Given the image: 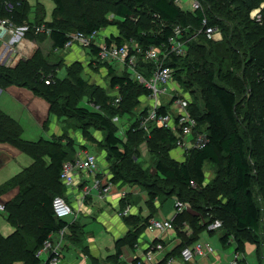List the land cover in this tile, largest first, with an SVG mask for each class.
Masks as SVG:
<instances>
[{
	"label": "trees",
	"instance_id": "1",
	"mask_svg": "<svg viewBox=\"0 0 264 264\" xmlns=\"http://www.w3.org/2000/svg\"><path fill=\"white\" fill-rule=\"evenodd\" d=\"M16 1L20 4L15 6L12 13H0V16L13 15L14 21L18 24L45 22L51 29L53 48L65 46L69 34L72 33L67 25L59 24L58 17L54 20H45V10L40 1L34 6L35 21H31L26 11L29 0ZM53 1L56 4L53 14L57 16V12L64 13L66 0ZM237 1L239 0H235L236 4L231 11L235 14L238 25L244 29L243 36L239 33L235 41L228 38L218 43L209 40L200 32L198 38L203 39L207 44V53L200 51L202 48L196 47L194 40L191 39L187 42L185 56L171 55L166 60V65L174 71V81L191 95L189 109L198 120V127L206 130L209 138L203 148L186 150L183 161L171 156V151L178 147L177 137L172 130L150 125V134H148L140 126L141 118L146 114L147 109L143 108L140 111L138 118L131 122L123 137L118 134V127L112 117L133 113L141 104L140 98L148 96L150 90L127 73L117 74L111 62H104L103 65L108 64L112 86H118L122 92L119 106L113 105L116 97L106 93L101 100L96 101V105L94 104L98 110H94L91 106H80L79 102H75V98H78L80 93L72 87L69 89L72 94L69 97H74L68 98L63 106L64 109L60 112L76 119L93 120L95 124L92 127L105 131L106 136L101 145L107 152L106 160L109 163L113 182L141 185L148 191V205L151 208L155 207L156 199L163 202L167 197L176 195V199L190 204L194 212H189L187 208L179 212L172 220L173 225L179 227L181 222L187 219L201 230L208 228L216 220H222L223 225L220 227L223 231L222 240L227 243L230 238L236 239L237 251H240L244 240H251L258 245L260 240L264 239V206L261 202L264 198V120H262L264 119L262 118L264 116V53L257 49L260 41L264 44L262 41L264 40V8L261 22L250 17L252 9L260 7L264 0H257L254 5L247 2L244 9L239 3L237 4ZM106 2L107 0L103 1V7L95 15L81 13L77 16L75 22L78 26L73 32L91 34L115 25L119 35L107 36L105 38L107 43L126 45L136 41L143 48L149 46L165 48L176 26L185 28L188 38L193 32L204 28V19H207L206 26L222 27L216 14L210 16V13L205 11V0H202L203 8L197 10L184 9L176 4L175 0H114L115 5ZM214 2L221 5V0ZM136 12L144 15L143 20L137 23L134 22ZM108 13L113 14V20L107 18ZM87 48L94 56L99 52L95 44ZM229 52L235 55L233 63L229 62ZM45 60H49V57ZM34 61V58L21 61L15 67L0 64V86L27 87L36 95L47 99L51 105V113H56L55 103L60 97L52 87L56 79L48 84L45 76L53 74L56 78L59 68L43 73V69L46 68L42 63L44 60L37 62V69H40L38 71L45 76L42 83L35 79L31 84L25 74L27 67ZM225 61H227L226 68ZM212 64L214 68H211ZM152 67L153 62L144 57L140 58L139 69L145 71L147 76L151 75ZM196 71L201 74H195ZM78 81L80 91L93 89L81 78ZM252 104L253 107L258 108L257 116L260 119L257 123L251 118ZM161 111L164 113L166 109L161 108ZM22 132L20 123L0 110V142L12 143L28 151L35 159L31 168L0 186V197L13 187H20L19 193L5 203L9 221L19 228L16 234L9 238L5 239L0 235V264H12L18 259L25 260L26 264H40V258L36 255L39 248L50 234L68 225L65 219L57 218L53 211V198L59 194L51 185L53 180L49 175L50 169L44 170L43 158L48 155L52 159L54 175L51 177L60 181L63 163L75 157V155L71 156L67 149L73 147L74 139L68 134H62L55 140L41 139L37 143H32L22 139ZM83 132L87 139L98 141L88 130ZM152 134L155 138L153 146L159 150L155 174H150L149 169H144L136 159L139 145ZM72 149L75 150L74 147ZM110 160L113 162L110 163ZM207 161L216 170L211 181H207L205 172ZM192 181L195 185H192ZM126 198L127 196L123 200L124 208L127 205ZM130 217L134 218L133 215ZM152 217L148 216L144 219V224L140 228L149 227ZM138 229L119 241L118 257L122 253V245L129 244L132 247L135 245ZM25 231L31 234H24ZM33 235L35 237L31 242ZM185 246L188 245H183L182 248ZM239 264L246 263L240 261Z\"/></svg>",
	"mask_w": 264,
	"mask_h": 264
},
{
	"label": "crops",
	"instance_id": "2",
	"mask_svg": "<svg viewBox=\"0 0 264 264\" xmlns=\"http://www.w3.org/2000/svg\"><path fill=\"white\" fill-rule=\"evenodd\" d=\"M261 6L264 8V3H262ZM182 8L190 9L187 5H184ZM31 15H34V13H31ZM29 19L35 21V17L31 18L29 16ZM45 20L47 19L45 18ZM108 32L110 33L109 35H102L99 40L102 41L110 35H119L118 28H116V30L107 29L104 33ZM35 40L40 46L52 47L53 50H51V54L56 57L58 56L54 51L53 41L49 34H42L35 38ZM26 41L29 40H25V42ZM26 45L27 43H25V46ZM28 45L30 44L28 43ZM78 49L82 50L84 55L89 57L87 63L89 68L94 70L100 68L102 74H105L107 80L104 79V83L107 84V87L110 89L106 94L114 97L121 95L119 87H113L111 84L109 68L105 66L102 67V65L97 63L95 56L89 49L75 46L70 51H65L64 55L68 53L71 54ZM46 51L48 52L49 50L47 49ZM15 53L16 52H14V54ZM14 54L11 53L7 61V63L11 66L13 65V67L20 62L19 54H16L17 56H14ZM44 56L49 57V52L44 54ZM65 62L67 63L68 61L65 60ZM115 64L120 68L115 67ZM111 65L115 68L117 74L124 75L127 73L131 77L130 71L124 64L111 62ZM50 106L47 99L36 95L27 87L11 85L7 88H0V110L20 123L23 129L21 137L28 142L37 143L41 139L52 140L55 135L59 137L66 132L62 125L54 128H51V124L47 126L48 121L52 120ZM83 106H91L94 108L90 103L84 104ZM141 110L139 104V106L134 109L133 113L129 114L130 116L132 115L131 122L138 118ZM127 115L128 114L124 116ZM121 117L122 115L118 114L113 116L112 120L118 127V134L123 137L125 130L123 131L122 129L125 122L121 123ZM68 132V135L74 139L73 147L75 150L72 149L73 147H67L71 156H76L79 152L85 150L94 153L98 152L96 148L98 146L95 142L82 137L81 134L77 133L78 131L73 129L68 130ZM92 135L98 138L95 137L96 140H99V136H101L100 140H103L106 133L100 130V132L96 131L92 133ZM191 139L192 138L189 137L187 141L190 142ZM175 154V156H177L175 159L179 161L184 160L182 159L181 152L177 151ZM43 160L45 166L44 170L50 169L49 175L53 180L51 185L58 191L57 194L64 196L72 204L77 212V214L65 219L68 225L63 228L65 229V235L63 239V260L61 264H128L137 259H143L145 264H239L240 261L250 264L247 257L251 255L252 252L256 253L258 261L262 264L261 259L258 257V245L256 243L251 240H244L242 249L237 251V240L230 238L229 242L224 243L222 240L223 231L220 228H204L198 230L197 225L187 219L181 222V227L179 226L180 230L178 229L179 227L175 225L165 232L151 230L148 226L140 228L144 224L143 220L148 216L172 220L177 217L179 213L175 207L177 197L176 195L167 197L163 202L160 199H156L154 201L155 207H149L148 191L141 185L135 183L117 184L112 181V173L110 172L108 161L106 170L100 167L96 175L85 174L82 179L77 180L74 186H68L61 180L57 181V179L55 180L51 177L54 175L52 159L48 155H45ZM34 163L35 159L28 151L9 142H0V186L31 168ZM95 178L103 182H112L114 185L112 191L102 196L97 189L92 188L87 194L85 185L92 184ZM19 191V186L13 187L9 192L0 197V201H10ZM126 194L131 196L132 200L130 199L129 202L133 205H131V210L127 216H123L121 215V211L125 209L123 200ZM126 202L128 203V198H126ZM187 210L191 213L194 212L190 204H188ZM130 215H133L134 218H129ZM18 228V225L9 221L8 212L6 210L0 211V235L3 238L6 239L13 236L18 231ZM136 229H138L139 232H137L138 237L135 238V245L133 247L129 244L122 245V253L118 257L117 251L119 248V241L126 238L130 232L134 233ZM61 230L53 232L49 237L58 240ZM24 234L30 235L31 233L25 231ZM34 237L35 235L32 236L31 242L34 240ZM159 242L163 243L164 248L155 252L153 260L145 258V250L148 249L149 246ZM197 242H202L213 247L214 251L202 256L196 255L191 262L186 263L181 256L182 246H193ZM219 243L222 244V246L220 244L221 248H219ZM236 254L239 255V260L234 263ZM39 258L40 264H46L48 255L47 253H43ZM116 259L118 261H116ZM12 264H26V261L18 259Z\"/></svg>",
	"mask_w": 264,
	"mask_h": 264
},
{
	"label": "built area",
	"instance_id": "3",
	"mask_svg": "<svg viewBox=\"0 0 264 264\" xmlns=\"http://www.w3.org/2000/svg\"><path fill=\"white\" fill-rule=\"evenodd\" d=\"M175 2L181 7L189 5L191 10L203 8L201 0H175ZM19 4L20 2L16 0H0V13H12L15 6ZM262 9L263 6H260L258 9L255 8L254 11L251 12L253 20L262 21ZM203 24L204 28L200 29L199 32L206 33L209 38L213 39L219 28L217 26H206L207 19H204ZM30 30L33 31L34 34H39L45 30L51 33V29L44 23L18 24L14 21L13 15L0 16V40H4L6 37L10 36L11 40H13V45L16 47L19 46V50H23V47H25L26 35H28ZM185 32V28L176 26L174 34L169 38L168 45H166L165 48H159L157 46L143 48L138 44L128 47L116 43H107L105 39L101 41L99 40L100 30L94 31L91 34L77 31L75 34H69V39L65 46L63 48H57V52L62 53L67 51L75 41H79V43L84 44L86 47L95 44L99 48V52L95 56L97 63L100 64L106 61L118 62L127 66L131 73V77L144 84L145 87L150 90V94L146 97L151 100V103L146 104L144 107V109H147V112L142 116L140 126L144 128L148 134H150V125H157L172 130L177 137V146L182 147L186 151L191 148H203L208 143L209 138L207 131L201 130L198 127L199 122L189 109L191 97L188 98L182 95L178 92L177 88L173 91L169 90V85L174 81V71L170 66L166 65V60L171 55H185L184 42L182 43L183 34H185ZM15 38H20L18 44L15 43ZM215 40L217 39L215 38ZM141 57L153 62L150 76H147L144 71L139 69ZM7 60L8 58L0 63L7 62ZM51 81L52 80L48 78L46 83L49 84ZM121 101L122 96L118 95L113 105L119 106ZM161 108H165L166 112L163 113ZM189 137L192 138L190 142L187 141ZM99 168L100 164L97 153L87 150L81 151L73 159L66 160L63 163L60 179L66 185L74 186L77 180L83 178L84 174L96 175ZM192 185H195L194 181H192ZM113 186L112 182H103L95 178L92 184L85 185V189L88 194L92 188H95L102 196H105L112 191ZM52 207L55 216L59 219H66L69 216L77 214L72 204L62 195H57L53 198ZM175 207L177 212H182L188 207V204L176 199ZM5 210V204L0 201V211ZM130 210L131 206H127L125 208V214H128ZM222 225L223 222L221 220H216L214 223L210 224L208 228L217 229ZM172 227V219H158L152 217L149 221V228L151 230L165 232ZM59 234L60 238L58 240L48 237L37 251V257H40L43 253H47L48 258L46 264L62 263L65 229H62ZM163 248L164 245L161 242L149 246L148 249L145 250V258L153 260L155 252ZM213 251V247L202 242H197L193 246H185L182 248L181 256L183 260L188 263L191 262L196 255L202 256L207 253H212ZM238 260L239 255L236 254L234 263L238 262ZM128 264H145V262L143 259H137Z\"/></svg>",
	"mask_w": 264,
	"mask_h": 264
},
{
	"label": "rangeland",
	"instance_id": "4",
	"mask_svg": "<svg viewBox=\"0 0 264 264\" xmlns=\"http://www.w3.org/2000/svg\"><path fill=\"white\" fill-rule=\"evenodd\" d=\"M38 1L41 2V5L43 6L42 8L45 10L46 19L47 20H54L58 17L57 22H59V24L61 23L64 26L67 25L69 27V30L72 31V33H70V34L77 33V32H73V31H75V29L77 30L78 25L75 22V18L77 16H79L81 13H85L87 15H95L98 12V10H100V8L103 7V4H104L103 3L104 0H100V2L97 0H66L65 1L66 7H65L64 13L57 12V16H56L55 13L53 14V11L55 10V6H56V4L54 3L53 0H29V2H30L29 7H28V9L26 8V11L28 12V14L31 18L35 17V7L34 6ZM255 1H257V0H239V1H237V4L239 3L240 6H243L242 8L244 9V7L247 6V4H246L247 2H248V4L251 3V5H254ZM97 3H98V5H97ZM106 3H112L113 5H115L114 0H107ZM201 3H202V0H201ZM235 4H236L235 0H221V5L219 6V4H217V3L215 4L214 0H205V4H204L205 5V11L209 12L210 16H212L213 14H216L217 15L216 18H219L218 20H220L222 23V27L217 26L219 28V30H217V33L215 34V37L213 39L209 38L207 36V34L204 33V35L209 40H212L214 42L219 43V42H224L226 39L229 38L230 40L233 39L232 41H235V38H236V36H238L239 33H241L242 36L245 34L243 32L244 29H241V27L238 25L237 21L235 20L236 19L235 14H233V12L231 11V9L234 8L233 6ZM202 5H203V3H202ZM188 8H190L189 5H188ZM258 8L259 7H256V9H258ZM254 9H252V12L254 11ZM188 10H191V9H188ZM31 13H34V15H31ZM233 15H234V17H232ZM143 17H144V15H142L140 12H136L134 14V22L137 23V22H139V20H141V19L143 20ZM250 17L252 19L251 13H250ZM107 18L113 20L114 16L112 13H108ZM29 23L34 24L32 22H29ZM43 23L46 25L45 22H43ZM116 28H117V26L110 25V26L100 30L99 37H101L102 35H109L110 34L109 32L104 33L107 29H112V30L115 29L116 30ZM199 31L200 30L193 32L189 36V38L187 36L188 33L183 34L184 37L182 38V40H183L182 43L184 42L185 52H186L185 55L187 54V42L191 39L194 40L193 43L196 45V47L202 48V49H200V51L207 53L208 46L204 42L203 39L198 38V35L200 33ZM201 33H203V32H201ZM42 34H49L50 35V33H48L46 30L39 33V34H34L33 31L30 30L28 32V35H26L27 36L26 40H29V41L25 42V43H27V45L25 47H23V50H19V46L16 47L15 45H13V40H11L10 36L6 37L4 40H0V57H1L0 62L6 60V58H9L10 54L11 53L14 54V52H16L14 54V56H17L16 54H19L20 62L26 61V60H33V58H34L35 61L32 62L28 66L29 68L27 67V71L25 74V76L27 77V79L30 81L31 84L34 83L35 79H38L41 82L43 80V77L45 76L43 73L48 72V71L51 72V70L60 67V69H58V73H57L58 77L56 76V78H55V76L53 74H49V75L45 76L46 80L48 78H50L52 81H54L56 79L55 85L52 87L55 88L56 91L60 94V97L58 98V100L55 103L56 107H57L56 108L57 111H56V113H52V120L48 121L47 126L51 124V128H54V127H57V126L59 127L62 125V127L66 130V132H65L66 134H69V132H72V131L68 132V130L73 129L75 131H78L77 133L81 134V136L84 138H86V136L84 135L83 131L88 130L89 132H92V133H95L96 131L100 132V129L92 127L95 124L93 120H90L88 118H81V119L72 118L69 115L61 113L60 111L64 109L63 106L66 103V101L68 100V98L74 97V96L69 97V95H72L69 92V89L72 87L77 92L80 93L78 98H75V102L76 101L79 102L78 105L83 106L84 104L90 103L91 105L94 106V110H98V107L95 106L96 101L101 100L102 97L104 96V94L110 90L109 87H107L108 85L104 83V81L107 80V78L105 77V74H102V71L100 70V68L96 67L98 70H94L92 68H89V66L87 65L89 57L85 56L84 52L80 49L73 51L71 54L67 52L68 54H65V55H64V52L59 53V52H57V49H54V51L58 54V56L56 57V56L52 55L51 54V50H53L52 47L40 46L39 43L35 40V38H37L38 36H40ZM31 35L32 36L35 35L36 37L35 36L31 37ZM215 38L217 40H215ZM252 41L254 42V39ZM262 41H264V40H262ZM19 42H20V38H15V43L18 44ZM28 43L30 45H28ZM136 44H137L136 41H131V43L126 44V46H128V47L136 46ZM204 45L207 47H204ZM13 46H15V47H13ZM75 46H81L85 49H88L84 44L79 43V41H75L73 43V45L67 51H70ZM47 49L49 50L48 51L49 52V59L51 61L45 60V58H48L47 56H44V54L48 53L46 51ZM257 49L261 53L262 52L264 53V44H261V41H260V45H258ZM130 50H131V48H130ZM226 58H227V55H226ZM41 60H44V62H42V63H43V65L46 66V68L43 69V73H40V71H38L40 69H37L38 68L37 62H40ZM65 60H67L68 62L66 63ZM234 60H235V55L229 52V62L233 63ZM0 64L6 65L8 67H13V65L11 66L7 62H3ZM100 65H102V67H104V66L108 67V64L103 65V62ZM114 66L117 68L119 67L117 64H115ZM224 66H225V68L227 67V61L224 62ZM211 68H214L213 64L211 65ZM195 74H201V72L199 73V71H196ZM80 78L82 80L86 81L88 84H90L93 87V89L91 88L90 91L86 90V89L85 90L83 89L82 91H80L79 81H78V79H80ZM186 78H188V77H186ZM108 82H109V79H108ZM41 85H43V84H41ZM7 87H9V86H7ZM7 87H5V88H7ZM0 88H2V86H0ZM175 88H177L178 92L181 93L182 95H184L188 98L191 97V95L184 90V87L180 86L179 83H177L176 81H172L171 84L169 85V90L173 91ZM92 91H93V93L91 94ZM120 93H122V92H120ZM88 94H90V95H88ZM140 99H141L140 109H143L146 106V104L151 103V100L145 96H142ZM259 100H261V99H259ZM257 112H258V108L253 107V104H252V106H251V113H252L251 118L253 119V122H256V123L259 122V119H260L257 116V114H258ZM131 116L128 114L127 116L123 115L122 117H124V118L121 117V119H120L121 123L125 122L124 127L122 129L123 131L124 130L126 131L127 128L130 126V123L132 120ZM263 117L264 116H262V118ZM262 120H264V119H262ZM247 122L248 121H246V123ZM103 132H105V131H103ZM95 135H94V138L96 137ZM57 137H58V135H55L53 137V139L55 140ZM100 138H101V136H99V140H100ZM154 140H155V138H154L153 134H152V136H148L146 138V140L139 145L138 151H137L138 157L136 158L137 161L143 165L144 169H149L150 174L156 173L155 165H156V162H157V159L159 156V150H157V148L153 146V145H155ZM98 141L95 143L98 146V147H96L98 149L97 150L98 152L97 151L96 152L98 154L99 164L103 170H106V166H108L107 165L108 163L106 160L107 159V152L101 145V143H103V141L100 140L99 143H98ZM177 151L181 152L182 159H184L185 158V155H184L185 150L182 149V147L174 148L171 151V156L174 158L177 157V156H175L176 155L175 153ZM112 162H113V160H110V163H112ZM215 171H216L215 168L211 165V163L209 161H207L205 163V172H206V176H207V181H211L213 179V177L215 175ZM126 196L128 198V203L126 202L127 205L125 206V208L127 206L133 205L131 202H129L131 199V196L129 194H126ZM261 199H262V197H261ZM1 202L3 204L6 203L4 201H1ZM261 202H262V205L264 206V198L261 200ZM121 212H122L121 215L127 216V214H125V209H123ZM263 237H264V235H263ZM220 244L221 243H219V248H221ZM221 246H222V244H221ZM258 246H259L258 257L261 259V263L264 264V239L263 238L260 240V243H258ZM232 247H234V246H232ZM247 258H248V262L250 264H260V262L258 261V258L256 257L255 252H252L251 255H248Z\"/></svg>",
	"mask_w": 264,
	"mask_h": 264
}]
</instances>
